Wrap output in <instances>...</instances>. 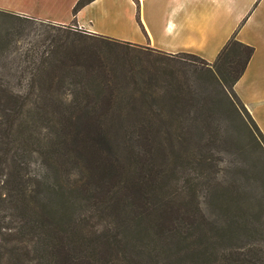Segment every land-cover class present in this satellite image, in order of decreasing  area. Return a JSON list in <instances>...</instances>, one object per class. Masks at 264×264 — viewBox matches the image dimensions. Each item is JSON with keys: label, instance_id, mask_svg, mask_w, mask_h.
<instances>
[{"label": "trees", "instance_id": "1", "mask_svg": "<svg viewBox=\"0 0 264 264\" xmlns=\"http://www.w3.org/2000/svg\"><path fill=\"white\" fill-rule=\"evenodd\" d=\"M90 1L78 0L74 15ZM46 23L64 33L51 37L48 53L40 55L44 62L0 70V264H139V250L130 234L118 229L120 222L135 223L138 231L156 225L162 235L176 234L180 249L194 251L195 264H264V259H242L239 250L225 260L202 259L205 253L197 243L192 247L194 232L169 224L170 217L151 198L146 150L126 143L113 148L103 125L107 114L100 112L112 96L107 58L98 47L112 41L157 50L70 24ZM253 52L251 44L233 36L214 61L185 54L215 68L232 90ZM8 73L16 84L5 79ZM106 207L116 219L93 221Z\"/></svg>", "mask_w": 264, "mask_h": 264}, {"label": "rangeland", "instance_id": "2", "mask_svg": "<svg viewBox=\"0 0 264 264\" xmlns=\"http://www.w3.org/2000/svg\"><path fill=\"white\" fill-rule=\"evenodd\" d=\"M12 1L0 0V70L39 65L51 37L64 33L42 17L19 13ZM34 7L52 10L48 4ZM98 50L107 58L112 96L100 111L107 114L103 125L115 150L122 143L146 150L150 196L161 214L194 232L192 247L197 243L202 259L225 260L232 250L242 259H264V138L215 68L191 54L170 56L112 41ZM4 77L16 84L10 73ZM104 209L92 220L116 219L114 210ZM120 223L139 250V264H195L194 251L180 249L176 234Z\"/></svg>", "mask_w": 264, "mask_h": 264}, {"label": "crops", "instance_id": "3", "mask_svg": "<svg viewBox=\"0 0 264 264\" xmlns=\"http://www.w3.org/2000/svg\"><path fill=\"white\" fill-rule=\"evenodd\" d=\"M77 1L12 2L19 13L60 24L76 20L87 31L169 55L192 53L214 61L233 36L251 44L253 55L232 92L264 135V0H92L74 15ZM35 3L52 10H38Z\"/></svg>", "mask_w": 264, "mask_h": 264}]
</instances>
